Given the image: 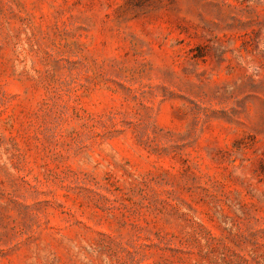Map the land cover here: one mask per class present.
<instances>
[{
	"label": "rangeland",
	"instance_id": "rangeland-1",
	"mask_svg": "<svg viewBox=\"0 0 264 264\" xmlns=\"http://www.w3.org/2000/svg\"><path fill=\"white\" fill-rule=\"evenodd\" d=\"M0 264H264V0H0Z\"/></svg>",
	"mask_w": 264,
	"mask_h": 264
}]
</instances>
